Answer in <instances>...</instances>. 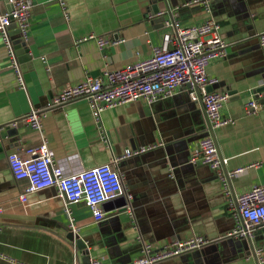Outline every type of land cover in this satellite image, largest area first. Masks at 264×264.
Returning <instances> with one entry per match:
<instances>
[{
	"label": "crops",
	"instance_id": "1",
	"mask_svg": "<svg viewBox=\"0 0 264 264\" xmlns=\"http://www.w3.org/2000/svg\"><path fill=\"white\" fill-rule=\"evenodd\" d=\"M2 1V0H0ZM172 19L188 26L209 18L192 0H168ZM69 20L52 0H32L29 60L20 62L25 89H20L0 38V253L22 264H82L66 237L70 222L54 188L19 201L26 181L13 179L7 156L41 144L25 122L31 109L43 111V133L55 165L68 174L109 164L121 176L129 211L115 201L102 205L104 218L95 221L80 202L69 210L76 236L90 259L103 264H129L140 257V243L161 247L174 239L203 236L207 246L157 264H256L225 234L234 226L235 209L228 202L264 183V105L246 114L245 104L264 81V0H210L211 17L219 24L227 55L213 60L207 75L213 91L228 95L221 114L232 120L214 137L227 170L256 165L230 180L224 197L215 174L204 165L191 166L189 156L206 133L202 107L192 103L182 86L169 98L139 100L104 111L96 124L85 101L48 108L65 83L97 77L104 68L117 70L147 59L168 30L147 17L148 0H66ZM89 34L109 40L102 51L95 41L75 44ZM14 45L16 29H11ZM119 40L112 44L110 41ZM105 55V58H103ZM239 97L238 98H236ZM15 127H11L12 124ZM149 152L121 159L127 150L145 145ZM161 144V146H158ZM121 159V160H119ZM129 213L131 215H129ZM252 244H264V226ZM0 264H10L0 260Z\"/></svg>",
	"mask_w": 264,
	"mask_h": 264
},
{
	"label": "built area",
	"instance_id": "2",
	"mask_svg": "<svg viewBox=\"0 0 264 264\" xmlns=\"http://www.w3.org/2000/svg\"><path fill=\"white\" fill-rule=\"evenodd\" d=\"M52 1L59 5L64 19L68 21L66 0ZM7 5L8 11L2 13L0 10V38L9 58L8 67L14 72L19 88L25 89L20 63L11 39L10 25H14L17 31L18 43L27 45L33 4L32 0H7ZM188 5L201 7L209 18L202 23L185 26L172 17H167L163 26L168 32L163 35L161 45L152 49L149 58L117 70L104 68L99 76H86L77 83H65L53 97L48 108L56 109L70 102L83 100L94 122L98 124L100 115L108 109L139 100L152 103L172 97L179 87H188L191 102L202 107L206 119V133L192 150L188 164L208 167L220 182L223 196L230 197V180L244 175L249 168L256 165L227 170L228 159L221 155L214 134L232 124L231 119L221 114L222 105L227 101L228 95L208 91L214 80L206 72L211 61L226 57L227 45L219 35V24L210 16V0H192ZM90 40L95 41L100 51L109 44L108 39L94 34L77 39L75 44ZM110 42L120 43L119 40ZM257 43L260 48H264V32L257 35ZM260 98L259 94L252 95L244 107L246 114L257 110V100ZM44 117L43 111L38 109H31L27 113L25 122L39 134L41 144L25 151L27 159H23L17 153H10L7 162L13 179L27 182L19 201L25 205L27 195L54 188L64 203L71 232L76 234L69 206L83 202L95 221L102 220L105 215L102 205L123 194L121 176L109 164L71 174L66 173L61 165H55L43 133ZM11 126L15 127L16 124ZM3 129L4 127L0 126V133ZM156 147L155 144H149L135 150H127L121 159L152 151ZM228 206L235 209L236 218L234 226L225 237L252 242L257 228L264 226V183L253 185L245 193L234 197L228 202ZM126 210L129 211L127 205ZM139 243L140 257L129 264H157L199 250L210 244L211 240L198 235L174 239L158 248H154L151 243L141 241ZM250 256L255 259L256 264H264V244L255 246ZM0 260L10 264H22L2 253ZM90 264L103 262L99 259H90Z\"/></svg>",
	"mask_w": 264,
	"mask_h": 264
},
{
	"label": "water",
	"instance_id": "3",
	"mask_svg": "<svg viewBox=\"0 0 264 264\" xmlns=\"http://www.w3.org/2000/svg\"><path fill=\"white\" fill-rule=\"evenodd\" d=\"M148 4L149 5L146 9L147 17L151 18L154 23H161L163 25L165 16L170 15L169 1L168 0H148ZM0 10L2 13L9 10V6L7 5V0L0 1ZM10 29H14V25H10ZM14 49L16 51V55L18 56L19 63L29 60L30 57L27 55L28 49L25 44L16 43L14 45ZM208 91L209 92L213 91L211 86L208 87ZM236 94H237V91H230L228 93V95H236ZM253 94H259L261 96V98L257 100L258 108L264 105V81L261 83L259 87H257V89L254 91ZM236 98L239 99V97L237 96ZM204 135L205 133L202 135V137ZM115 201L119 204L118 205L119 209H123V210L125 209L126 211L127 202L124 197L120 196L116 198ZM66 238L70 242L73 243L75 250L79 252L81 263L90 264V254H89V251L87 249L85 242L79 237H77L75 234H73L72 232H69ZM234 241H237V243L235 244L236 247H238L240 251H243L246 256H250L252 254L254 247L256 246L252 244L251 241H248V240L240 239V240H234Z\"/></svg>",
	"mask_w": 264,
	"mask_h": 264
}]
</instances>
